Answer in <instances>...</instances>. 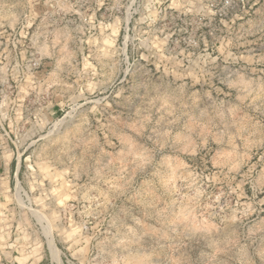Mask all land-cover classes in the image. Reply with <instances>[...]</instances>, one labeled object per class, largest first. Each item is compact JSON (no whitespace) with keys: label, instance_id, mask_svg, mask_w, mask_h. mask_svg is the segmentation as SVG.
<instances>
[{"label":"rangeland","instance_id":"1","mask_svg":"<svg viewBox=\"0 0 264 264\" xmlns=\"http://www.w3.org/2000/svg\"><path fill=\"white\" fill-rule=\"evenodd\" d=\"M0 264H264V0H0Z\"/></svg>","mask_w":264,"mask_h":264},{"label":"bare ground","instance_id":"2","mask_svg":"<svg viewBox=\"0 0 264 264\" xmlns=\"http://www.w3.org/2000/svg\"><path fill=\"white\" fill-rule=\"evenodd\" d=\"M130 151V150H129ZM38 219H40V217L38 216ZM48 247L50 248V249H53V245L50 243V242H48ZM141 262V261H140Z\"/></svg>","mask_w":264,"mask_h":264}]
</instances>
